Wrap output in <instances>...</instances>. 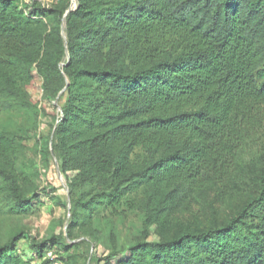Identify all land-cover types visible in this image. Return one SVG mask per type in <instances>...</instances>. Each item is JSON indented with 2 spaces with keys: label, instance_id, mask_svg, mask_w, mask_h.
Returning <instances> with one entry per match:
<instances>
[{
  "label": "trees",
  "instance_id": "obj_1",
  "mask_svg": "<svg viewBox=\"0 0 264 264\" xmlns=\"http://www.w3.org/2000/svg\"><path fill=\"white\" fill-rule=\"evenodd\" d=\"M30 7L0 0V191L10 213L38 202L19 184L25 132L6 125L32 106L33 70L45 88L61 71L67 78L52 149L61 172L75 173L70 190L88 185L93 199L117 203L148 186L163 202L247 176L242 151L264 117V0H77L65 38L57 22L45 28L47 9ZM109 45L128 64L96 61ZM91 199L75 205L91 212ZM252 201L218 226L136 243L117 264H264V226L248 222ZM19 239L0 245V264H30L15 252ZM47 244L33 247L41 256Z\"/></svg>",
  "mask_w": 264,
  "mask_h": 264
},
{
  "label": "rangeland",
  "instance_id": "obj_2",
  "mask_svg": "<svg viewBox=\"0 0 264 264\" xmlns=\"http://www.w3.org/2000/svg\"><path fill=\"white\" fill-rule=\"evenodd\" d=\"M105 1L115 4L125 0ZM17 4L25 13L33 4L47 9L45 28L49 30L57 22L65 38L66 15L76 8L77 0H17ZM66 59L65 55L60 68ZM95 60L104 68L128 64L122 48L110 45L103 47ZM60 73L61 78L55 76L45 88L43 78L33 70L26 90L31 108L16 112L6 123L25 132L19 184L25 196L35 194L38 202L27 213H10V200L6 192L0 191V245L18 235L15 252L30 264L43 263V255L33 247L42 241L54 244L50 248L56 250L64 264H104L105 258L117 264L129 257V248L136 243L164 241L184 231L218 226L237 216L253 199L256 201H252L248 222L264 226V178H258L260 173L264 177V117L254 121L256 128L250 131L242 151V162L248 170L245 178L227 179L163 202L162 191L148 186L128 190L117 203L106 195L99 197V189H95L97 196L93 199L94 191L88 185L70 190L68 181L75 173L61 172L57 153L52 149L53 132L67 95V78ZM46 148L50 150L47 157ZM134 152L137 158L142 155L141 148ZM90 198L91 212L75 205V200Z\"/></svg>",
  "mask_w": 264,
  "mask_h": 264
},
{
  "label": "built area",
  "instance_id": "obj_3",
  "mask_svg": "<svg viewBox=\"0 0 264 264\" xmlns=\"http://www.w3.org/2000/svg\"><path fill=\"white\" fill-rule=\"evenodd\" d=\"M43 260H45L46 264H64L62 260H60L56 254V250L47 247L43 252Z\"/></svg>",
  "mask_w": 264,
  "mask_h": 264
}]
</instances>
